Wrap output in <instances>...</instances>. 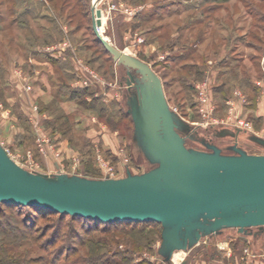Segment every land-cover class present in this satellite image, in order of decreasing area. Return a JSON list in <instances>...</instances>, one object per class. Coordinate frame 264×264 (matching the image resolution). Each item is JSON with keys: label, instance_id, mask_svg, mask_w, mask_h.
Instances as JSON below:
<instances>
[{"label": "rangeland", "instance_id": "1", "mask_svg": "<svg viewBox=\"0 0 264 264\" xmlns=\"http://www.w3.org/2000/svg\"><path fill=\"white\" fill-rule=\"evenodd\" d=\"M60 1L0 0L1 145L22 167L45 174L104 179L124 177L126 166L146 171L141 159L136 165L131 159L132 124L120 83L126 73L95 41L92 0L63 9ZM97 10L103 37L151 66L169 106L186 121L203 133L238 126L264 137V0H100ZM85 68L100 82L84 86ZM201 108L215 124H202ZM239 144L262 153L245 140ZM68 233L65 225L62 234ZM252 233L261 236L257 228ZM159 243L160 227L145 224L112 247L127 252L132 264H161ZM182 259L264 264V241L254 245L224 229Z\"/></svg>", "mask_w": 264, "mask_h": 264}, {"label": "water", "instance_id": "2", "mask_svg": "<svg viewBox=\"0 0 264 264\" xmlns=\"http://www.w3.org/2000/svg\"><path fill=\"white\" fill-rule=\"evenodd\" d=\"M100 0L90 4L97 40L122 66V102L132 122L130 152L149 168L121 178L92 179L45 174L15 162L0 143V203L33 206L100 223L145 222L161 226L156 255L172 264L176 252H189L233 229L254 245L264 241V137L250 130L222 128L203 133L172 109L160 77L138 57L103 37ZM232 138L231 144L215 143ZM245 140L261 154H250ZM259 229L253 234L252 229Z\"/></svg>", "mask_w": 264, "mask_h": 264}, {"label": "trees", "instance_id": "3", "mask_svg": "<svg viewBox=\"0 0 264 264\" xmlns=\"http://www.w3.org/2000/svg\"><path fill=\"white\" fill-rule=\"evenodd\" d=\"M71 1H77L78 3L74 4L76 6L81 1L84 2L61 0L62 9ZM90 4L91 1L88 4L89 11ZM93 35L95 36L94 32ZM95 41L102 46L96 36ZM102 48L111 57L103 46ZM51 63L56 65L53 59ZM88 107L92 108L93 105ZM125 116L131 121L126 111ZM5 211H8V214ZM52 218L54 220L49 223L48 228H39L40 221ZM145 224H156L161 232L160 224L153 222L100 223L33 206L0 203V264H132L127 252L117 251L112 245L115 238L126 236ZM65 225L70 230L68 234H62ZM129 227L131 228L127 229Z\"/></svg>", "mask_w": 264, "mask_h": 264}, {"label": "built area", "instance_id": "4", "mask_svg": "<svg viewBox=\"0 0 264 264\" xmlns=\"http://www.w3.org/2000/svg\"><path fill=\"white\" fill-rule=\"evenodd\" d=\"M84 72H85V74H86V78H85V80H83V85L84 86H88L89 85V81H97L98 83L100 82V78H99V76L94 72V71H92V70H90L89 68H85L84 69ZM23 88L26 90V91H28V90H30L31 89V87H30V85L29 84H24L23 85ZM201 94L203 95V92H201ZM202 102L204 103L205 102V99H202ZM205 110H207V109H203V108H201L200 109V112L202 113V116H203V119H202V124H205V125H209V124H215L216 123V121H209L210 119L209 118H207V115H206V112H205ZM237 128L238 129H241V128H239L238 126H237ZM241 130H243V129H241ZM6 151V150H5ZM7 152V151H6ZM8 154V153H7ZM9 155V154H8ZM57 173H62L61 171H59V172H57ZM106 177H108V178H110L109 176H106Z\"/></svg>", "mask_w": 264, "mask_h": 264}, {"label": "bare ground", "instance_id": "5", "mask_svg": "<svg viewBox=\"0 0 264 264\" xmlns=\"http://www.w3.org/2000/svg\"><path fill=\"white\" fill-rule=\"evenodd\" d=\"M100 29H101V27L99 28V30ZM100 32H101V30H100ZM183 256H184V252H182V251L176 252L173 255V261L175 260V262H178Z\"/></svg>", "mask_w": 264, "mask_h": 264}, {"label": "crops", "instance_id": "6", "mask_svg": "<svg viewBox=\"0 0 264 264\" xmlns=\"http://www.w3.org/2000/svg\"><path fill=\"white\" fill-rule=\"evenodd\" d=\"M181 259L178 262H174L172 264H178L179 262H180L179 264H187L186 261H184L183 259L181 260ZM172 261H173V259H172Z\"/></svg>", "mask_w": 264, "mask_h": 264}]
</instances>
